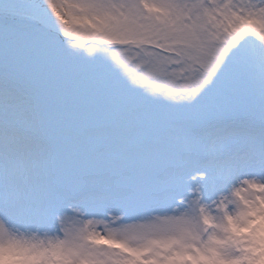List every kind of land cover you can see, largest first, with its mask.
<instances>
[{"label":"snow or ice","instance_id":"1","mask_svg":"<svg viewBox=\"0 0 264 264\" xmlns=\"http://www.w3.org/2000/svg\"><path fill=\"white\" fill-rule=\"evenodd\" d=\"M0 264H264V0H0Z\"/></svg>","mask_w":264,"mask_h":264}]
</instances>
